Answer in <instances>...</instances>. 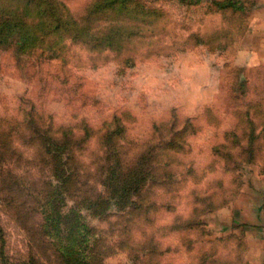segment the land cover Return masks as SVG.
Masks as SVG:
<instances>
[{
  "label": "rangeland",
  "instance_id": "374dc122",
  "mask_svg": "<svg viewBox=\"0 0 264 264\" xmlns=\"http://www.w3.org/2000/svg\"><path fill=\"white\" fill-rule=\"evenodd\" d=\"M141 1L119 49L0 43V264H146L151 234L182 264L181 237L264 199V0ZM111 165L138 186L116 204Z\"/></svg>",
  "mask_w": 264,
  "mask_h": 264
},
{
  "label": "trees",
  "instance_id": "16d2710c",
  "mask_svg": "<svg viewBox=\"0 0 264 264\" xmlns=\"http://www.w3.org/2000/svg\"><path fill=\"white\" fill-rule=\"evenodd\" d=\"M211 4L217 9L243 10V6L234 0H212ZM155 13V9L146 7L141 0H90L81 12H72L62 0H0V43H6L15 37L18 48L24 51L46 42L62 43V40L69 38L99 48L119 49L126 39L140 32L141 25L149 24L147 17ZM46 132L49 133V130ZM56 147L61 148L62 144H57ZM115 169V165L108 168V199L116 204L122 196L134 193L138 186L119 183L117 174L114 176L117 171ZM215 206L217 205L213 208ZM198 234L197 237L186 236L180 240L183 239L182 242L186 244L185 251L189 257L204 260L212 253V248H204L208 243L202 241L204 234L200 229ZM147 238L148 243L154 246L148 248L146 264H159V256L164 252L159 250V246L156 247L157 240H153L152 234ZM193 248H196V252ZM152 255L155 258H151ZM85 258L86 255H81L75 259V264H86ZM152 259L155 261L152 262Z\"/></svg>",
  "mask_w": 264,
  "mask_h": 264
},
{
  "label": "crops",
  "instance_id": "0c3cea01",
  "mask_svg": "<svg viewBox=\"0 0 264 264\" xmlns=\"http://www.w3.org/2000/svg\"><path fill=\"white\" fill-rule=\"evenodd\" d=\"M240 196L212 215V234L202 240L208 243L204 248H212L208 260L186 254L182 264H264V199Z\"/></svg>",
  "mask_w": 264,
  "mask_h": 264
}]
</instances>
